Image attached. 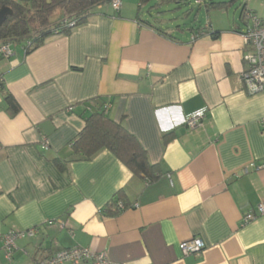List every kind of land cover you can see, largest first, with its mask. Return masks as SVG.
<instances>
[{
    "label": "crops",
    "instance_id": "crops-1",
    "mask_svg": "<svg viewBox=\"0 0 264 264\" xmlns=\"http://www.w3.org/2000/svg\"><path fill=\"white\" fill-rule=\"evenodd\" d=\"M138 6L104 5L68 35L0 56L4 92L20 105L10 115L0 91V264H37L75 246L116 264H264V168L250 166L264 160V90L248 94L242 80L246 22L208 20L192 40L176 22L164 26L175 37L142 25ZM102 103L160 166L154 182L108 149L73 159L84 117ZM119 190L127 206L107 214ZM250 212L257 218L242 224ZM34 226L40 233L18 239L8 259L3 235ZM194 237L204 250L183 254Z\"/></svg>",
    "mask_w": 264,
    "mask_h": 264
},
{
    "label": "trees",
    "instance_id": "trees-1",
    "mask_svg": "<svg viewBox=\"0 0 264 264\" xmlns=\"http://www.w3.org/2000/svg\"><path fill=\"white\" fill-rule=\"evenodd\" d=\"M114 0H0V8L8 6L13 13L8 15L0 25V45L10 43L11 45L22 44L27 52L40 47L45 40L57 34H70L74 28L87 23L97 12L99 7L111 4ZM154 0H139L138 19L142 25L154 27L158 32L174 36L168 33L164 26L172 23L171 19L155 17L152 22L142 19L144 8ZM196 5L205 7L208 12L211 8L226 5V2L216 0H202ZM179 3V0H155L151 8H160L164 4ZM245 4L241 19L243 20ZM191 10L184 12V17H189ZM119 11V10H116ZM252 11V10H251ZM177 23V22H176ZM164 24V25H163ZM193 25L176 24L175 30L191 31L192 36L203 35L206 29ZM208 34L217 38L220 32H212L208 25ZM196 38V39H197ZM195 39V40H196ZM1 57H3L0 54ZM4 96L5 109L10 115H15L20 110V105L10 92H4V86L0 88ZM105 104H99L92 112L84 117V128L79 132L72 142L74 160H90L104 149L110 150L120 159L135 175L141 176L147 184L154 182L162 170L158 164L151 162L147 150L142 146L137 137L131 133L122 122H117L110 117ZM172 133L166 134L165 138ZM61 170L67 168L68 161L55 159ZM126 194L119 190L105 206V212L114 215L126 208ZM51 257V256H50ZM48 257V258H50ZM46 258V259H48ZM45 259V260H46ZM43 261V260H42ZM39 261L37 264H40Z\"/></svg>",
    "mask_w": 264,
    "mask_h": 264
},
{
    "label": "built area",
    "instance_id": "built-area-1",
    "mask_svg": "<svg viewBox=\"0 0 264 264\" xmlns=\"http://www.w3.org/2000/svg\"><path fill=\"white\" fill-rule=\"evenodd\" d=\"M202 3V0H197ZM122 0H114L112 7L120 10ZM243 20L246 22V29L243 32L245 42V52L243 60L245 62L244 70L241 74L243 83L248 94H256L264 90V19L259 17L248 7L244 10ZM205 32L203 33V35ZM198 36L193 35L192 40ZM0 54L4 58H10L13 55V48L10 43L0 45ZM3 85V79L0 76V88ZM110 104H105L104 108L109 110ZM73 109V107H69ZM207 108H202L188 115L186 124L190 127H196L200 120L205 116ZM264 126V118L261 120ZM42 146L48 148L49 142L46 137L43 138ZM250 166L255 168H264V160L257 165L252 162ZM259 214H264V204L258 205ZM255 213H247L242 218V224H247L257 218ZM49 223H53L52 220ZM41 228L34 226L26 230H11L3 235L4 248L6 256L11 259L16 248V241L20 238L34 237L39 234ZM180 248L185 255L199 254L205 248V242L199 237L183 241ZM40 264H116L108 258L105 253H95L88 248L75 246L57 251L50 258L43 260Z\"/></svg>",
    "mask_w": 264,
    "mask_h": 264
},
{
    "label": "rangeland",
    "instance_id": "rangeland-1",
    "mask_svg": "<svg viewBox=\"0 0 264 264\" xmlns=\"http://www.w3.org/2000/svg\"><path fill=\"white\" fill-rule=\"evenodd\" d=\"M217 2H226V5L221 7L211 8L206 11L205 7L199 8L195 0H179V3H169L161 6L160 8H151L155 0L150 2L144 8L143 14L149 15L151 12L154 16L161 18L171 19L178 24H184L187 27L193 25H205L208 20L214 21L218 19L220 22H226L227 18L239 21L244 9L245 4L259 17L264 19V0H216ZM192 10L189 17H184V12ZM242 20V19H241Z\"/></svg>",
    "mask_w": 264,
    "mask_h": 264
},
{
    "label": "water",
    "instance_id": "water-1",
    "mask_svg": "<svg viewBox=\"0 0 264 264\" xmlns=\"http://www.w3.org/2000/svg\"><path fill=\"white\" fill-rule=\"evenodd\" d=\"M12 8L8 6H3L0 8V25L5 21L8 15L12 14Z\"/></svg>",
    "mask_w": 264,
    "mask_h": 264
}]
</instances>
